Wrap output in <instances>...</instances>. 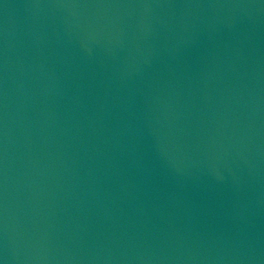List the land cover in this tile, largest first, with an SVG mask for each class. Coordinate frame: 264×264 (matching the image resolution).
Instances as JSON below:
<instances>
[{"label":"water","instance_id":"1","mask_svg":"<svg viewBox=\"0 0 264 264\" xmlns=\"http://www.w3.org/2000/svg\"><path fill=\"white\" fill-rule=\"evenodd\" d=\"M0 264H264V0H0Z\"/></svg>","mask_w":264,"mask_h":264}]
</instances>
